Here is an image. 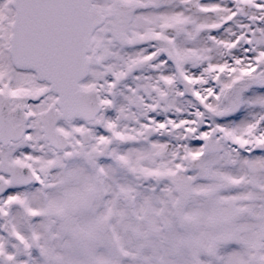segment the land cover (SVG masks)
<instances>
[{
    "label": "snow or ice",
    "instance_id": "1",
    "mask_svg": "<svg viewBox=\"0 0 264 264\" xmlns=\"http://www.w3.org/2000/svg\"><path fill=\"white\" fill-rule=\"evenodd\" d=\"M0 264H264V0H0Z\"/></svg>",
    "mask_w": 264,
    "mask_h": 264
}]
</instances>
